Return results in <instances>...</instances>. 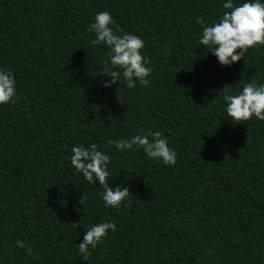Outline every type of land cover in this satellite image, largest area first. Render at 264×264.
Returning a JSON list of instances; mask_svg holds the SVG:
<instances>
[{"label":"trees","instance_id":"1","mask_svg":"<svg viewBox=\"0 0 264 264\" xmlns=\"http://www.w3.org/2000/svg\"><path fill=\"white\" fill-rule=\"evenodd\" d=\"M225 2L0 0V70L16 82L0 105V264H264V121L233 123L223 100L264 84V46L222 66L198 44L197 18L211 26ZM100 11L144 40L148 86H103L110 49L87 31ZM157 131L174 166L108 145ZM93 143L108 183L132 193L119 209L71 165L72 147ZM101 222L116 231L83 261L78 244Z\"/></svg>","mask_w":264,"mask_h":264},{"label":"clouds","instance_id":"2","mask_svg":"<svg viewBox=\"0 0 264 264\" xmlns=\"http://www.w3.org/2000/svg\"><path fill=\"white\" fill-rule=\"evenodd\" d=\"M223 8L229 11L223 12L217 22L206 26L205 21L197 18L201 25L202 35L198 40L199 45L209 49L222 66H229L243 59L245 53L251 48L264 46V2L261 0H245L239 6H235L233 0H226ZM115 21L108 11H100L95 15L87 31L95 34L89 43L95 47L105 45L111 67H105L103 73L106 79L104 87H110L120 82L121 78L128 88H135L137 81L140 85L148 86V77L152 68L143 55L144 40L135 35L117 32L123 30L117 27L114 31L112 25ZM16 96L15 77L11 71L0 70V105H7ZM120 99L119 94L117 100ZM226 102V112L235 124H241L253 117L264 121V84L257 85L255 81L245 83L239 94L231 95L227 92L223 96ZM149 137H152L150 140ZM108 145H114L119 150L132 149L133 145L141 148L150 159L162 161L163 164L174 166L177 163V153L168 144L167 139L160 132H149L147 135H135L130 140H109ZM110 156L98 150L95 143L89 147L83 145L74 146L71 149L70 162L76 172L82 173L89 184H96L103 189L100 193L105 207L119 209L132 194L128 187L111 186L108 179L111 176L108 171ZM88 197L83 194L79 204L84 205ZM77 228V223H72ZM81 226V225H80ZM109 230L116 231V225L111 222H101L92 225L84 232L83 241L79 243V252L83 261H88L91 256L90 248L95 249L103 243ZM17 247L24 248L25 243L17 241ZM27 252L32 253L28 247Z\"/></svg>","mask_w":264,"mask_h":264}]
</instances>
